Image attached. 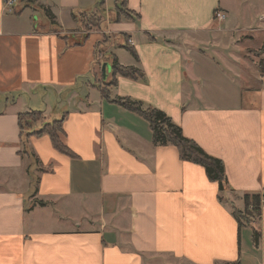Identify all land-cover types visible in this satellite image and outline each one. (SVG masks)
<instances>
[{
	"label": "crops",
	"instance_id": "obj_1",
	"mask_svg": "<svg viewBox=\"0 0 264 264\" xmlns=\"http://www.w3.org/2000/svg\"><path fill=\"white\" fill-rule=\"evenodd\" d=\"M32 1L61 28L39 29L40 17L21 21L11 14L22 8L0 0V264H264V72L247 71L239 56L237 66L204 59L203 46H217L219 34L230 32L235 48V32L246 30L239 16L216 27L217 10L231 19L228 3L127 0L139 18L115 22L105 1L106 27L89 31L127 37L138 60L122 53L123 62L113 48H125L110 42L106 51L144 71L143 80L118 76L112 99L166 112L224 162L221 189L175 146L155 145L146 119L102 97L97 83L109 80L108 65L96 64L87 40L64 37L80 35L71 11L97 0ZM31 110L64 119L62 139L74 155L48 135L21 136L18 114ZM30 155L50 169L39 164L31 176ZM246 193L261 204L240 226L234 213L244 210Z\"/></svg>",
	"mask_w": 264,
	"mask_h": 264
},
{
	"label": "trees",
	"instance_id": "obj_2",
	"mask_svg": "<svg viewBox=\"0 0 264 264\" xmlns=\"http://www.w3.org/2000/svg\"><path fill=\"white\" fill-rule=\"evenodd\" d=\"M28 4L29 3L26 1L25 5ZM104 5L105 0H97L92 10L73 9L71 11V18L76 21L79 26H81V17H85L87 18L88 24H90L86 28H91L83 31L81 35H70L64 37L69 38L72 44L81 45L89 37L90 30L94 28L103 29L102 23H105L106 20L105 10L103 9ZM114 6L112 14L109 16L111 21L118 22L122 18L131 20L139 18V15L128 7L127 0H114ZM38 8L41 10L43 19L47 24L44 25L43 21L40 24L39 29L59 31V28L61 27L56 22L55 16L51 13V11L41 5L38 6ZM46 26L48 27L47 29H45ZM100 42H102L105 46L110 42L116 47L125 48L138 60L134 47L125 36L119 37V34H117L110 37L108 34H104V38ZM100 45H97L95 48V62H97L96 64H100L102 61L101 66L103 63L108 65L110 71V78L107 82L97 83V87L99 88L102 97L107 101L116 102L128 110L136 112L146 119L150 124L153 134L152 141L155 145L175 146L178 149L179 156L182 160L204 167L208 178L212 181H217L220 188L224 189L228 184L224 162L220 158L210 155L197 142L185 136L182 127L175 123L166 112L151 105L145 106L142 101L133 100L129 97H116V99H112L110 88L116 85L118 76H124L133 80H143L145 74L138 66L123 65L119 63L116 55L107 53V48L105 49L102 46L99 48ZM259 68L264 72V58L260 60ZM63 121V118L45 121L44 114L41 111L35 110L18 114V124L21 136L40 137L48 135L57 150L72 156L74 153L69 149L60 136L62 134L64 135ZM39 124L41 125L39 126ZM244 204L245 208L243 211L236 210L234 213L240 223V226L242 224L240 216H242V218L245 217V223H248V216H253L256 213H259L261 204L260 195L256 193H246L244 196ZM254 234L255 238H258L259 232L255 230Z\"/></svg>",
	"mask_w": 264,
	"mask_h": 264
},
{
	"label": "rangeland",
	"instance_id": "obj_3",
	"mask_svg": "<svg viewBox=\"0 0 264 264\" xmlns=\"http://www.w3.org/2000/svg\"><path fill=\"white\" fill-rule=\"evenodd\" d=\"M27 3H29L28 5H25ZM22 0L21 3L18 0L16 2V4L13 7V11H15V7L17 6L18 8H22L21 13H12L11 15H14L16 17H20L21 21H25V20H29L33 23L34 18L35 17H40V19H43V14L41 12V10L38 8L39 5L36 4H31V2L33 1H28V0ZM107 2V6L114 8V0H105ZM225 1L224 3H228V7L230 8V10L232 11V17L231 19H225L224 21L229 25L233 24V19L237 16H239V18L241 19L240 24L237 25L238 28L244 26L246 30L244 31H236L235 32V36L237 38L240 39V41H238V46H236L235 48H232L231 46V42L233 39V36L230 32H222L221 34H219V38L220 41L217 43V46H211L210 44H206L203 46V48H205V50H207V55L204 59H207L205 61H209L211 59H214L216 62L220 63V65L222 66H228V65H235L234 61L235 58H237V56L241 57L245 63L247 64V71L249 72H255L258 74V66H259V61L260 59L264 58V49H260V50H255L258 47H262L263 45V41H264V25L263 23H261L260 19H261V15L264 13V0H223ZM19 2V3H18ZM18 4V5H17ZM34 8V9H33ZM107 8V9H108ZM90 10L93 9V7L89 8ZM104 10L105 6L103 7ZM221 10V9H219ZM243 19V22H242ZM37 21V20H36ZM224 21H218L217 20V28L221 27L222 23ZM81 26H79L76 22L75 27L77 29H80V35L82 34L83 31L90 29L86 28L88 25V21L87 18L85 17H81ZM242 22V23H241ZM226 23H224V25L226 26ZM102 27H106L105 23H102ZM75 28V29H76ZM249 28V29H248ZM250 36V38H248ZM99 37V38H98ZM214 37V35H213ZM235 37V38H236ZM236 38V39H237ZM102 36L97 33V30L95 29L94 31L90 32V36L87 38V42L89 43V45H92V47H95L97 45H100L99 48H101V46L103 48H107L104 44H102ZM93 43V44H92ZM239 47H243L242 50H239ZM202 48V46H201ZM115 49L114 52L116 54H119L121 57V60L123 62H125L124 57H122V53H124L125 56H127L128 58L132 57L131 53L127 50V49H118V48H113ZM239 50V52H238ZM106 52V51H105ZM205 62V63H207ZM97 63V62H96ZM105 64L103 63L102 67H104ZM237 66V65H235ZM99 68V66L96 67V69ZM99 71V70H97ZM236 72H233L231 75L237 76ZM238 78V77H237ZM240 79V78H239ZM7 98V100L12 101L13 100V96H10V94H7L5 96ZM37 99V98H36ZM3 101H4V97H0V108H3ZM37 102L39 100H36ZM24 105L18 104L17 108L19 109H24L23 107ZM62 138V135H60ZM27 161V168L30 169L31 172V176H35L37 174V171H40V165L42 167V164L44 165V162L42 160H37L36 157H32L30 155L29 158H25ZM40 164V165H39ZM43 170H49L50 168L48 167V165H45V167H42ZM257 214V213H256ZM256 214H254L253 216H251L252 218H248L249 220H254L256 217Z\"/></svg>",
	"mask_w": 264,
	"mask_h": 264
},
{
	"label": "built area",
	"instance_id": "obj_4",
	"mask_svg": "<svg viewBox=\"0 0 264 264\" xmlns=\"http://www.w3.org/2000/svg\"><path fill=\"white\" fill-rule=\"evenodd\" d=\"M17 0H4L5 5L7 8L12 11L14 5L16 4ZM227 18V14L223 10H217L215 12V19L218 21H224Z\"/></svg>",
	"mask_w": 264,
	"mask_h": 264
},
{
	"label": "water",
	"instance_id": "obj_5",
	"mask_svg": "<svg viewBox=\"0 0 264 264\" xmlns=\"http://www.w3.org/2000/svg\"><path fill=\"white\" fill-rule=\"evenodd\" d=\"M108 70H109V67H108Z\"/></svg>",
	"mask_w": 264,
	"mask_h": 264
}]
</instances>
